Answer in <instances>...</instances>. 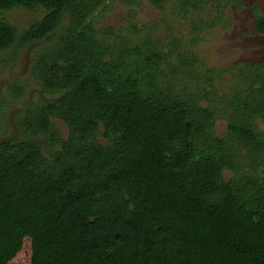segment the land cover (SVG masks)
Segmentation results:
<instances>
[{"label":"trees","instance_id":"trees-1","mask_svg":"<svg viewBox=\"0 0 264 264\" xmlns=\"http://www.w3.org/2000/svg\"><path fill=\"white\" fill-rule=\"evenodd\" d=\"M170 1L149 0L162 11ZM175 1L184 13L208 2ZM98 5L0 0V13L44 10L23 31L0 19V53L56 38L57 47L34 55L32 71L59 94L28 108L16 121V136L0 126V264H8L26 237L33 249L50 254V264H264V140L251 122L254 115L264 119L263 63L239 68L244 84L234 85L232 94L225 90L216 108L201 105L204 94L188 86L139 91L128 79L119 92L103 67L87 70L83 63L82 46L97 55L93 37L81 45L70 29L53 32L72 13L90 34L83 25ZM132 26L170 56L163 39L153 40V28ZM252 28L264 33V15H254ZM233 67H206L196 80L217 88L215 81ZM227 102L240 113L219 135L216 122ZM246 155L249 170L241 164ZM228 169L234 176H225Z\"/></svg>","mask_w":264,"mask_h":264},{"label":"rangeland","instance_id":"rangeland-1","mask_svg":"<svg viewBox=\"0 0 264 264\" xmlns=\"http://www.w3.org/2000/svg\"><path fill=\"white\" fill-rule=\"evenodd\" d=\"M173 1L162 11L151 5L149 0H137V3L132 4H127L126 0H97L99 5L92 8L88 15L90 23L83 25H90V34L83 31L81 24L78 26L72 13L64 14L53 32L70 29L81 45L87 36L93 37L94 47H98L97 55L94 56V49L87 50L82 46L83 63L89 67L87 70L103 67L104 78L111 79V83L114 80L112 85L118 86L119 92L127 90L128 79L136 80L135 89L139 88V91L170 85L181 92L184 86H188L189 91H201L204 94L199 101L201 105L216 108L220 96L227 97L225 90L232 94L234 85L244 84L238 74L239 68L247 67L246 62L264 65V33L252 31L254 15L257 12L264 15V0H241L242 5L225 3V0H208L206 8L191 9L187 13L179 11L176 8L178 2ZM43 15V9L17 8L0 13V19H7L23 31ZM214 20L217 22L211 27L209 23ZM132 25L153 28V40L163 39L165 50L170 52V56H164L159 51L160 44L156 46L147 40L142 41L145 34L141 36ZM55 39L51 35L41 37L35 43L14 45L0 53V99L4 101L0 126L11 136L19 134L16 121L28 108L37 102L53 100L59 95L55 87L50 88L36 79L32 71L34 55L40 50L57 47ZM106 65L109 66L108 69H105ZM235 65L237 68L233 67ZM206 67L216 70L233 68L223 73L221 80L215 81L217 88H213L196 80L205 75L204 71L208 69ZM211 75L217 78L218 74ZM232 78L237 81L231 82ZM214 91L219 95H213ZM227 105L223 118L216 122L219 135L227 131L229 122L238 120L240 113L229 102ZM251 122L257 127L255 133L259 136V141L264 140V119L254 115ZM58 124L67 134L64 124ZM239 152L253 155L244 148H240ZM248 155L241 162L247 170L251 161ZM261 157L264 162V152ZM258 172L261 173L259 170ZM224 174L229 178L235 173L228 169ZM50 263V254L44 249H33L30 237L23 239L20 249L8 261V264Z\"/></svg>","mask_w":264,"mask_h":264}]
</instances>
